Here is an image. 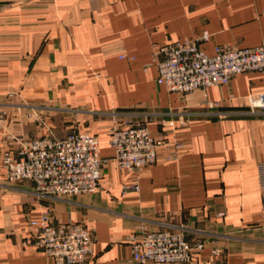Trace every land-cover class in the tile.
<instances>
[{"label": "crops", "instance_id": "crops-1", "mask_svg": "<svg viewBox=\"0 0 264 264\" xmlns=\"http://www.w3.org/2000/svg\"><path fill=\"white\" fill-rule=\"evenodd\" d=\"M204 32L207 55L264 48V0H0V147L7 132L45 133L30 110L56 135L98 138V189L49 204L56 223L92 231L84 264H134L130 237L163 222L211 235L192 264H264V109L247 99L264 93V70L185 96L156 83L153 51ZM133 123L164 139L139 174L116 167L108 134ZM47 209L30 185L4 182L0 157V264H54L22 245Z\"/></svg>", "mask_w": 264, "mask_h": 264}, {"label": "built area", "instance_id": "built-area-1", "mask_svg": "<svg viewBox=\"0 0 264 264\" xmlns=\"http://www.w3.org/2000/svg\"><path fill=\"white\" fill-rule=\"evenodd\" d=\"M207 38L208 33L204 32L198 39L169 42L155 49L152 62L156 83L169 93L185 96L198 89L225 85L238 74L264 70L263 47L217 46L213 55H207L199 47ZM247 99L251 112L264 109V93ZM206 106L212 109L217 103L208 102ZM30 113L45 133L26 137L7 132L0 147L4 182L9 186L30 185L33 197L48 208L39 221L28 222L22 245L40 250L54 264H84L93 257L92 231L82 223H56L49 204L98 189L103 165L98 138L76 131L56 135L46 126L44 115L34 110ZM4 115L2 111L0 122ZM108 134L116 167L136 174L155 164V149L164 141L151 135L142 123L113 125ZM257 171L264 200V162L258 163ZM137 188L136 182L126 187ZM211 239L202 231L163 222L158 229L140 228L130 237V260L134 264H192Z\"/></svg>", "mask_w": 264, "mask_h": 264}, {"label": "rangeland", "instance_id": "rangeland-1", "mask_svg": "<svg viewBox=\"0 0 264 264\" xmlns=\"http://www.w3.org/2000/svg\"><path fill=\"white\" fill-rule=\"evenodd\" d=\"M39 117H41V116L39 115Z\"/></svg>", "mask_w": 264, "mask_h": 264}]
</instances>
